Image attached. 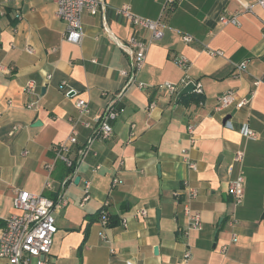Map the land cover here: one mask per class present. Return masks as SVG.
<instances>
[{
	"label": "crops",
	"instance_id": "1",
	"mask_svg": "<svg viewBox=\"0 0 264 264\" xmlns=\"http://www.w3.org/2000/svg\"><path fill=\"white\" fill-rule=\"evenodd\" d=\"M105 1L113 36H149L115 16L113 8L125 4L140 17L158 20L163 36L149 45L138 74L149 86L128 88L112 136L96 140L94 154L78 163L89 131L77 125L78 142L69 152L72 169L55 158L53 145L71 131L75 99L88 100V119H94L107 102L103 93L123 85L120 69L128 67V57L103 29L100 14L83 12L82 40L73 44L63 39L66 26L53 1L0 0V232L20 188L66 199L54 209L52 264H264V82L253 83L264 76V12L255 0H182L173 7L165 0ZM221 15L235 16L238 24L220 22ZM182 33L194 40L184 43ZM215 50L221 53L212 55ZM179 55L189 60L188 77L200 84L201 94L177 98L184 74L174 61ZM243 60L245 68L237 70ZM29 80L34 93L24 90ZM163 82L178 84L179 90H157ZM228 89L249 102L214 110L216 97ZM247 129L255 139L246 136ZM239 149L243 160L233 163ZM239 167L244 196L234 204L228 184ZM113 177L120 183L110 188ZM46 180L50 187H44ZM184 180L197 188L190 200ZM85 183L89 197L82 202ZM186 200L200 214L199 230L188 227ZM102 209L110 217L106 227L99 223ZM138 209L146 216L134 217ZM185 250L191 252L186 261Z\"/></svg>",
	"mask_w": 264,
	"mask_h": 264
},
{
	"label": "built area",
	"instance_id": "2",
	"mask_svg": "<svg viewBox=\"0 0 264 264\" xmlns=\"http://www.w3.org/2000/svg\"><path fill=\"white\" fill-rule=\"evenodd\" d=\"M56 4L55 15L57 18L64 21L66 29L63 33V39L73 44H80L82 40V21L81 16L84 11L90 14H100L102 16V26L106 32L108 31L106 24V12L109 8L108 3L105 0H50ZM182 0H165V6H175ZM256 4L264 12V0H255ZM247 7V6H245ZM115 16L118 18H125L130 21L134 30L146 29L149 31V36L145 39H138L133 33L126 40H120L113 36L109 32L110 37L120 47V49L128 57V67L121 68L120 74L124 77L123 85L114 92L103 93L107 96V102L102 108L100 114L94 117V119H88L90 113L89 102L86 98L78 96L74 103L77 109V116L68 117L71 124V131L65 140L56 142L53 145L55 158L61 160L67 167H72L73 159L70 158L69 152L73 145L78 142V129L77 125H81L88 129L89 134L82 142L78 150L77 163L81 162L86 155L94 154L92 145L96 140L108 139L113 134L112 122L115 121L122 113V104L124 101L125 93L131 86H136L140 89H145L149 85L138 79V74L143 67L146 60L147 49L150 44L158 41L163 36V30L160 27L158 20H150L140 17L131 11L128 4L113 8ZM220 22L235 23L238 24V20L235 16L221 15ZM264 31V27H263ZM181 40L184 43H190L194 40V37L187 33L181 34ZM31 51L30 48H27ZM212 55L220 54V50L210 51ZM92 61H95L92 59ZM177 66L184 70L183 77L180 80V86L186 85L192 81L194 88L192 92L195 94H201L202 88L199 83L194 82L188 77L187 69L189 68V60L182 55L176 56L174 59ZM246 66V60L236 64L237 70H242ZM2 68V66H0ZM50 77V74L47 75ZM264 82V76L262 78H256L253 83ZM66 85L65 81L60 83V87L63 88ZM36 88L35 82L29 80L26 82L24 90L29 93H34ZM156 89L165 91L169 94H174L179 90V85L172 82H163L156 85ZM66 92H69L67 90ZM217 101L214 110H220L226 108L234 103L235 108H241L249 102V97H242L236 99L233 90L228 89L216 97ZM202 100L199 101L201 104ZM33 102H30L27 106L32 107ZM149 107L154 106V102H149ZM15 128V127H14ZM194 126L189 124L187 131L191 134L193 141ZM246 136L251 139H255L256 135L251 129H247ZM26 153V151H24ZM244 152L239 149L236 150L233 156V163H240L243 160ZM188 166L191 169H196L194 162L188 161ZM51 167L47 166V169ZM234 165H229V171L233 170ZM99 165L94 167L98 169ZM120 183L118 177H113L110 181V188L115 187ZM244 176L241 168L239 167L235 176L229 181L228 193L232 197L234 204H240L244 196ZM49 180L45 181L44 187H50ZM183 189L187 191L188 200L197 196V188L191 186L187 180L183 181ZM84 194L82 196V202L88 199L89 183H85L83 186ZM177 194V192H174ZM186 200L183 204V213L187 218L188 227L194 229L202 228V221L200 214L197 210H192L189 201ZM66 199L63 195L57 197L56 200L44 195L43 193H34L24 189L17 188L12 197V205L14 212H12L6 219L5 225L0 232V261L2 264H52L50 258L51 246L55 233L57 232V226L55 223L54 209L57 205H64ZM108 202L104 201L103 206H107ZM145 209L135 210L134 217L146 216ZM109 214L105 209H102L99 214V223L101 226L106 227L109 224ZM121 224L126 227L127 219H121ZM99 235L104 239L105 235L100 232ZM236 240V236L232 233L231 242ZM227 244L221 246V251H225ZM191 256L190 250H185L183 254V260L186 261ZM134 264V263H129Z\"/></svg>",
	"mask_w": 264,
	"mask_h": 264
},
{
	"label": "water",
	"instance_id": "3",
	"mask_svg": "<svg viewBox=\"0 0 264 264\" xmlns=\"http://www.w3.org/2000/svg\"><path fill=\"white\" fill-rule=\"evenodd\" d=\"M194 88V84L192 81L188 82L186 85H184L179 92L177 93V98H180L181 96H183L184 94L190 93L192 92ZM76 180H78V177H76ZM156 217L158 219L159 217V211H156Z\"/></svg>",
	"mask_w": 264,
	"mask_h": 264
},
{
	"label": "trees",
	"instance_id": "4",
	"mask_svg": "<svg viewBox=\"0 0 264 264\" xmlns=\"http://www.w3.org/2000/svg\"><path fill=\"white\" fill-rule=\"evenodd\" d=\"M192 95H195V93L192 92V93H191V96H192ZM193 99H195V97H193ZM198 100H199V99H198ZM70 168H72V167H70ZM109 221H110V219H109ZM109 224H110V222H109ZM109 224H108V225H109Z\"/></svg>",
	"mask_w": 264,
	"mask_h": 264
}]
</instances>
